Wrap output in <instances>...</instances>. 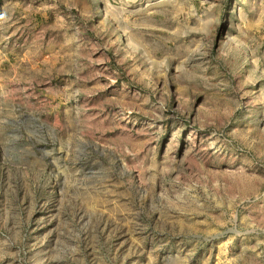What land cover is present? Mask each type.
<instances>
[{"label": "rangeland", "instance_id": "obj_1", "mask_svg": "<svg viewBox=\"0 0 264 264\" xmlns=\"http://www.w3.org/2000/svg\"><path fill=\"white\" fill-rule=\"evenodd\" d=\"M66 1L0 0V264H264V0Z\"/></svg>", "mask_w": 264, "mask_h": 264}, {"label": "crops", "instance_id": "obj_2", "mask_svg": "<svg viewBox=\"0 0 264 264\" xmlns=\"http://www.w3.org/2000/svg\"><path fill=\"white\" fill-rule=\"evenodd\" d=\"M90 1H92V3L95 1V0H90ZM99 1V0H98ZM17 2H18V0H17ZM73 3V0H67L66 1V4L67 5H71ZM22 5V4H21ZM62 5H65V0H59V4H58V6H57V8H55V13H58L59 11H63L62 10V7H60V6H62ZM72 7V6H71ZM60 8V9H59ZM64 8V7H63ZM74 9H75V7H73ZM64 9H66V8H64ZM76 10V12H75V14L77 13L80 17H79V19L78 20H80V21H86L85 19H87V17H83L82 15L83 14H81V12L78 10V8H76L75 9ZM97 10H98V8H97ZM101 17L103 18V12H102V14H101ZM73 18H74V15L71 13L70 15H64L63 17H59V18H55L56 20H59V19H62L63 20V25H64V27H69L67 24H66V22H72V20H73ZM88 20V19H87ZM60 21V20H59Z\"/></svg>", "mask_w": 264, "mask_h": 264}]
</instances>
